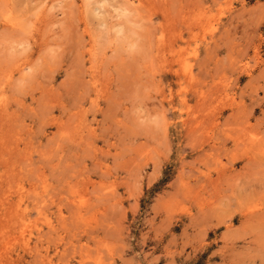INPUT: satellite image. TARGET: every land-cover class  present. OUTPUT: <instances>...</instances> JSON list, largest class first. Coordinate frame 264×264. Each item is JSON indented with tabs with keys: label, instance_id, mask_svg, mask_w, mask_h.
Listing matches in <instances>:
<instances>
[{
	"label": "rangeland",
	"instance_id": "obj_1",
	"mask_svg": "<svg viewBox=\"0 0 264 264\" xmlns=\"http://www.w3.org/2000/svg\"><path fill=\"white\" fill-rule=\"evenodd\" d=\"M0 264H264V0H0Z\"/></svg>",
	"mask_w": 264,
	"mask_h": 264
}]
</instances>
